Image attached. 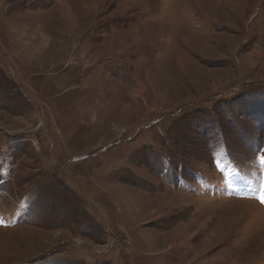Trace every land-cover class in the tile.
Segmentation results:
<instances>
[{"label": "rangeland", "instance_id": "1", "mask_svg": "<svg viewBox=\"0 0 264 264\" xmlns=\"http://www.w3.org/2000/svg\"><path fill=\"white\" fill-rule=\"evenodd\" d=\"M0 264H264V0H0Z\"/></svg>", "mask_w": 264, "mask_h": 264}, {"label": "crops", "instance_id": "2", "mask_svg": "<svg viewBox=\"0 0 264 264\" xmlns=\"http://www.w3.org/2000/svg\"><path fill=\"white\" fill-rule=\"evenodd\" d=\"M76 28V27H75ZM75 30L76 29H74V28H72L71 26H70V31L72 32V33H74L75 32ZM44 37V36H43ZM119 48H116V50H118ZM110 52H112L113 53V49H107V50H105V51H99V52H96L95 54H92L91 56H90V58H91V60H94L95 62L96 61H99V60H102L103 59V57H105V56H107V54L108 53H110ZM138 53H140V52H137V54ZM146 56V55H145ZM108 57V56H107ZM148 57V56H147ZM147 57L144 59V60H146L147 59ZM97 71H98V69L96 70L95 69V76H97V77H100L101 78V80H100V82H101V84H102V81L103 82H105V83H109V79H107L106 77L104 78V75H102L103 73V71L102 70H100V72L101 73H98L97 74ZM92 76H94V74L92 75ZM107 79V80H106ZM146 125H149V124H146Z\"/></svg>", "mask_w": 264, "mask_h": 264}, {"label": "bare ground", "instance_id": "3", "mask_svg": "<svg viewBox=\"0 0 264 264\" xmlns=\"http://www.w3.org/2000/svg\"><path fill=\"white\" fill-rule=\"evenodd\" d=\"M184 40V39H183Z\"/></svg>", "mask_w": 264, "mask_h": 264}]
</instances>
